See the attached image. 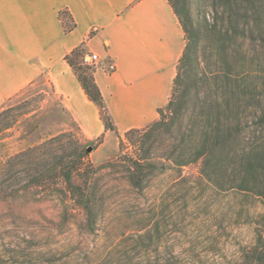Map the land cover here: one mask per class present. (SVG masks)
<instances>
[{"label":"rangeland","instance_id":"374dc122","mask_svg":"<svg viewBox=\"0 0 264 264\" xmlns=\"http://www.w3.org/2000/svg\"><path fill=\"white\" fill-rule=\"evenodd\" d=\"M178 3L197 30V57L204 74L198 114H224L225 102L216 98L232 89L226 53L233 42L238 53L235 116L243 126L259 107L264 110V0L239 1L232 33L227 0ZM81 66L91 74L92 66L84 60ZM79 67L78 76L84 73ZM69 133L82 145L88 171L73 181L82 184L87 179L95 188L100 215L95 229L87 226L86 212L64 179L76 160L69 138L60 139ZM52 140L47 147L52 157L46 148L39 158L49 162L45 168L28 172L21 160L9 167L15 157ZM102 142L82 135L50 89L28 91L0 112V174L5 175L0 264H257L250 256L264 229L261 198L209 181L201 174L200 162L155 175L141 192L120 170L103 168L119 155L134 153L125 134L113 148H100ZM55 156L62 157V163ZM142 235L147 238L141 240Z\"/></svg>","mask_w":264,"mask_h":264},{"label":"crops","instance_id":"0c3cea01","mask_svg":"<svg viewBox=\"0 0 264 264\" xmlns=\"http://www.w3.org/2000/svg\"><path fill=\"white\" fill-rule=\"evenodd\" d=\"M185 46L169 0H0V112L28 91L50 89L84 137L113 148L158 120ZM80 47L98 56L92 75L113 129L67 61Z\"/></svg>","mask_w":264,"mask_h":264},{"label":"trees","instance_id":"16d2710c","mask_svg":"<svg viewBox=\"0 0 264 264\" xmlns=\"http://www.w3.org/2000/svg\"><path fill=\"white\" fill-rule=\"evenodd\" d=\"M239 1L227 0V16L231 33L235 27ZM169 2L182 25L186 39L171 98L167 106L160 110L157 121L147 128L134 129L125 134L134 146V153L119 155L106 163L103 168L120 170L133 189L143 192L149 187L155 175L165 174L172 169L180 170L200 162L201 174L209 181L224 186L227 191L253 195L264 202V110L259 107L251 114L250 121L243 126L237 121L233 90L238 67L237 49L232 42L226 53L227 80L232 89L229 95L216 98L219 103L223 100L225 102L224 117L222 118L223 115L221 116L220 113L198 114L199 108L203 105L201 99L203 93L200 86L203 83L204 74L201 72L197 57V30L189 12H183L179 7L178 0H169ZM63 16L68 24L67 30H71L73 27L71 18L68 13H64ZM85 54V50L80 47L67 56V61L75 69L80 66L84 73L79 75V78L87 94L100 107L106 127L113 129L101 92L94 81L93 70L90 69L91 74L87 75L89 68L84 69L81 66ZM61 137L69 138L68 146L72 149L71 156L76 158L64 173L68 190L74 200L84 208L87 226L95 229L100 220L95 188L87 179H84L82 184H75L73 181L75 176L81 177L88 173L84 167V149L71 133L61 135L60 139ZM52 143H55V140L15 157L9 167L12 168L15 161L21 160L29 168L28 172L45 168L49 162H39V158L41 151ZM48 153V157H52L50 149ZM34 155L36 156L33 157ZM54 158L62 163V157ZM4 176L0 174V190L4 184ZM219 180L222 182L220 183ZM260 226L264 228V225ZM146 238V235L140 236L141 240ZM250 258L258 260L257 264H264V229L259 230L258 245Z\"/></svg>","mask_w":264,"mask_h":264},{"label":"built area","instance_id":"2783aa9c","mask_svg":"<svg viewBox=\"0 0 264 264\" xmlns=\"http://www.w3.org/2000/svg\"><path fill=\"white\" fill-rule=\"evenodd\" d=\"M84 61L86 64L92 66V68L96 67L98 65L99 59L97 55H85ZM106 71L108 73H114L116 71V66L114 63H110L106 66Z\"/></svg>","mask_w":264,"mask_h":264},{"label":"water","instance_id":"95a60500","mask_svg":"<svg viewBox=\"0 0 264 264\" xmlns=\"http://www.w3.org/2000/svg\"><path fill=\"white\" fill-rule=\"evenodd\" d=\"M89 150H92V149H89Z\"/></svg>","mask_w":264,"mask_h":264}]
</instances>
